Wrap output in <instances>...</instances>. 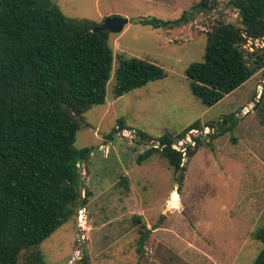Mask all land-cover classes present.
<instances>
[{
    "label": "rangeland",
    "instance_id": "1",
    "mask_svg": "<svg viewBox=\"0 0 264 264\" xmlns=\"http://www.w3.org/2000/svg\"><path fill=\"white\" fill-rule=\"evenodd\" d=\"M197 1L54 0L70 17L129 22L109 33L105 102L84 113L76 134V147H92L81 165L89 201L37 246L47 264H251L260 253L254 232L264 228V67L215 104L201 103L186 70L202 60L213 24L241 23L228 0L202 12L193 8ZM148 17L166 25L138 21ZM262 46L264 37L244 44L247 51ZM120 55L151 60L165 75L115 96ZM192 123L198 128L179 137ZM226 124L232 128L211 136ZM135 130L152 139L138 141ZM166 132L178 148L200 141L184 158L181 181L158 154L137 163Z\"/></svg>",
    "mask_w": 264,
    "mask_h": 264
},
{
    "label": "trees",
    "instance_id": "2",
    "mask_svg": "<svg viewBox=\"0 0 264 264\" xmlns=\"http://www.w3.org/2000/svg\"><path fill=\"white\" fill-rule=\"evenodd\" d=\"M218 2L198 0L193 8L211 10ZM227 3L238 9L241 26L213 24L202 60L186 70L191 93L205 105L215 104L264 67V46L244 48L248 39L264 37V0ZM138 21L166 25L156 17ZM99 24L66 15L54 0H0V264H47L37 246L89 201L81 165L92 147L78 148L75 140L84 113L105 102L113 69L110 32L95 31ZM164 75L151 60L120 55L112 92L120 96ZM195 128L197 123L188 125L179 137ZM135 131L138 141L152 139ZM156 141L137 163L158 154L181 181L184 158L195 154L199 139L194 146L177 148L166 132ZM147 233L140 232V245ZM254 237L263 246L251 264H264V228Z\"/></svg>",
    "mask_w": 264,
    "mask_h": 264
},
{
    "label": "water",
    "instance_id": "3",
    "mask_svg": "<svg viewBox=\"0 0 264 264\" xmlns=\"http://www.w3.org/2000/svg\"><path fill=\"white\" fill-rule=\"evenodd\" d=\"M222 4L225 5V3L222 1ZM229 6H233L232 4H229ZM129 22V18L123 17V16H109L104 18V20L94 28L95 31L100 30H108L109 32H118L122 30L125 24ZM174 147H177L174 144ZM178 148V147H177Z\"/></svg>",
    "mask_w": 264,
    "mask_h": 264
}]
</instances>
